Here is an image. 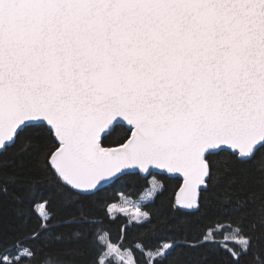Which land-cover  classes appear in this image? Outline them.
I'll use <instances>...</instances> for the list:
<instances>
[{
  "label": "snow or ice",
  "instance_id": "snow-or-ice-1",
  "mask_svg": "<svg viewBox=\"0 0 264 264\" xmlns=\"http://www.w3.org/2000/svg\"><path fill=\"white\" fill-rule=\"evenodd\" d=\"M0 264H264V0H0Z\"/></svg>",
  "mask_w": 264,
  "mask_h": 264
},
{
  "label": "trees",
  "instance_id": "trees-1",
  "mask_svg": "<svg viewBox=\"0 0 264 264\" xmlns=\"http://www.w3.org/2000/svg\"><path fill=\"white\" fill-rule=\"evenodd\" d=\"M156 178L162 179L159 176ZM150 179H151V177H149V180ZM165 182H166L167 187H168L167 195H171L173 193V191L175 190L178 181L169 179V180H166ZM148 187H149V185L143 179H141L139 177L133 178V180L130 182V185L127 189H120L116 192L115 199H113L111 201V203H120V201H121L120 192H123L124 195L129 196L130 199L133 201H139L141 199L144 191ZM160 206H161V201L157 200L156 201V207L159 208ZM90 211H94V209H90ZM61 214H63V213H61ZM111 227L113 229V235L115 236L116 232L118 231V227H117V225H112ZM134 235H135V233H133L131 230H129V232H128V241L129 242L133 240ZM135 242L139 243L140 241H135Z\"/></svg>",
  "mask_w": 264,
  "mask_h": 264
},
{
  "label": "rangeland",
  "instance_id": "rangeland-1",
  "mask_svg": "<svg viewBox=\"0 0 264 264\" xmlns=\"http://www.w3.org/2000/svg\"><path fill=\"white\" fill-rule=\"evenodd\" d=\"M150 180H151V179H150ZM143 195H144V193H143ZM143 195H142V196H143Z\"/></svg>",
  "mask_w": 264,
  "mask_h": 264
}]
</instances>
